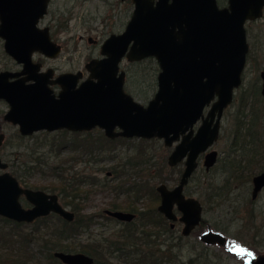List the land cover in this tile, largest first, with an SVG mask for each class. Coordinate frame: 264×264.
I'll list each match as a JSON object with an SVG mask.
<instances>
[{"label": "water", "instance_id": "1", "mask_svg": "<svg viewBox=\"0 0 264 264\" xmlns=\"http://www.w3.org/2000/svg\"><path fill=\"white\" fill-rule=\"evenodd\" d=\"M132 1L134 9L124 30L103 42L104 57L85 64L89 74L76 87L79 72L62 73L50 80L52 69L40 71L41 64L32 59L35 51L49 58L60 51L48 29L38 27L49 0H0L3 49L22 67L16 72H0V99L9 106L4 119L18 125L22 135L98 126L108 137H157L166 145L182 135L168 158L169 164H175L186 156L180 181L171 190L164 185L156 190L162 198L158 211L174 221L172 205L176 203L183 222L181 233L187 236L199 225L202 206L198 199L184 197L182 189L197 166L199 154L218 139L223 111L241 85L248 51L244 24L262 16L264 0H227L224 7L216 0ZM124 56L129 61L154 57L157 62V90L147 105L123 89L124 72L118 65ZM261 76L264 96V73ZM52 82L61 86L57 97L49 86ZM207 106L210 108L204 116ZM115 127L120 130L114 131ZM216 155L214 149L206 153V168ZM5 168L0 159V169ZM252 186L255 197L264 187V169L252 178ZM21 194L32 206L22 207ZM50 211L66 220L74 215L59 204L55 194L22 188L10 173H0V216L31 222ZM107 214L120 221L134 217L123 211ZM199 240L208 245L226 243L224 234L211 229L203 231ZM54 256L64 264L93 263L92 257L80 252L55 251ZM243 264H264V253H244Z\"/></svg>", "mask_w": 264, "mask_h": 264}, {"label": "rangeland", "instance_id": "2", "mask_svg": "<svg viewBox=\"0 0 264 264\" xmlns=\"http://www.w3.org/2000/svg\"><path fill=\"white\" fill-rule=\"evenodd\" d=\"M218 3L221 6L225 5L226 0H219ZM57 9L60 10V20L67 19L66 28L58 29L57 34H54V38L62 43L61 54L55 59H46L41 54H34L33 58L35 60H43L45 64L54 66L58 71H64L83 68L88 57L98 53V46L103 39L108 34L112 32L117 33L123 28L130 16L132 7L129 1L121 2V0H51L49 12L53 13ZM50 13L45 17L41 25L45 24L50 17ZM245 27L249 48L253 53L252 59L246 62L242 86L236 89L234 94L236 101H232L224 111L219 139L211 146L219 152L218 161L209 172H204L202 165H200L186 187L203 204L202 218L205 220L203 227L222 232L226 237V243L224 245L204 244L199 240L201 228L203 227H200V225L196 227L192 234L185 238V243L187 246L195 245L191 246V248H195L196 251L203 248V253H210L212 259L208 262L203 258H199L196 259L195 264H243L244 253L253 251L254 253H264V240L260 241L261 237H264V190L251 202L249 182L241 185L233 183L232 185L230 184V194L225 196L227 194L226 188L229 187L228 183L226 186V181L224 182V180L227 175L235 174V166H232L229 160H239V155L235 152L224 159V150L232 144L231 140L236 122L235 116L238 112V106L240 107L237 102L241 95L250 96L251 100L253 98L251 92L254 89H257L258 93L252 92L255 100L253 102L249 100V102L250 106L253 104L252 111H257L261 118V125L257 126L256 130L259 129L264 133V96L260 94L258 86L260 82L256 74L258 69H264V12L258 20L246 22ZM89 38H92L95 42H89ZM0 59H2V61L0 60V68L3 66V63L11 65V61L3 55L1 40ZM255 62H257L256 66L260 67L257 70ZM121 68L125 70L127 75L126 88L136 100L141 103L146 102L156 89L155 80L159 69L156 61L153 58H146L137 63H129L124 60L121 63ZM6 109L7 104L0 101V131L5 134L3 145L0 146V155L7 161L8 159L12 160L15 155V158H17V161L22 166L32 163L37 164L36 169L28 176L29 183L34 188L48 190L45 187L59 186L61 181H59L57 176L60 173L66 175L69 169L70 171L71 169H84L104 177L106 171L110 170V166L114 165L117 161H138L137 166L128 170L129 172L140 170L132 181L138 180V175L143 177L146 173H149L150 177L155 176L156 168H161V164L165 163L166 156L171 150V147L164 146L161 139L150 138L141 141L143 138L132 137L114 148L111 155L114 154L116 157L109 156L110 153L105 152L102 153L104 158L100 159V161L84 165V161L87 163L89 153H86L85 146H82L77 141V138H80V136L72 134L61 135L57 132L46 134L43 131H38L20 141L15 137L17 127L2 120L3 112ZM252 115H250L249 111L248 116L245 118L246 122L249 118L253 117ZM93 135L97 136V132L96 134L93 133L90 138ZM64 139L71 141V145L66 148H62L60 145V147L57 146L59 140L63 141ZM72 140L76 143L72 142ZM40 143L42 145L37 147ZM18 144L20 145L18 146ZM33 146H35L34 150L31 151L30 149ZM93 154L99 155L97 152H93ZM247 157L249 158V156ZM256 157L260 158V160L250 165L253 171H259L264 164V137L263 155ZM98 168L101 169L98 170ZM253 171L250 170L249 173ZM163 173L165 176L169 175L171 170L164 167ZM132 175L130 174V176ZM152 180L155 182L157 179L154 178ZM231 181L233 182L232 179ZM167 183L169 186L175 184L172 180H168ZM218 186H221L220 191L224 192L223 195L216 198L213 202L207 201V196L213 192L214 187ZM112 197L111 191L98 188L96 192L89 195L82 212L96 214V221L88 228L77 232L76 238L60 240V244L69 243L73 245L77 244L80 247L81 245L83 247H92L104 237H114L115 235H112V233L117 229V224L104 219L100 215L103 214V208L107 207V201ZM140 204L141 206L139 207L146 208L148 206L157 207L159 203L156 200L152 201V199L150 202L147 196L143 197V201ZM252 211L256 216L254 222L250 218ZM54 220H57V218L49 217L47 222L41 224L42 231L46 236L51 235V233L53 234L54 229L59 225L60 221L57 220L55 222ZM180 228L181 225L177 227L178 232ZM8 229L9 227H3L0 221V258L15 259L17 256L21 257L22 251L18 250V240L10 241L7 239ZM10 238L14 239V237ZM255 243H261V245H256ZM40 244V242L36 245L33 243L32 246H29L30 251L33 249L32 252L35 254V250H42ZM244 249L248 251L243 252L242 250ZM185 252V250L182 251L183 256ZM103 256L107 257V255ZM111 259L117 260L112 257ZM185 259L184 257L182 260Z\"/></svg>", "mask_w": 264, "mask_h": 264}, {"label": "flooded vegetation", "instance_id": "3", "mask_svg": "<svg viewBox=\"0 0 264 264\" xmlns=\"http://www.w3.org/2000/svg\"><path fill=\"white\" fill-rule=\"evenodd\" d=\"M127 1L130 2V5L132 7V10H131L130 16H129L128 20L126 21V23L124 24L123 28L119 32H117V33L112 32V33L108 34L103 39V41L99 44V46H98V53L97 54H93L90 57H88L87 61L83 65V68H81V69L78 68L76 70L58 71L54 66H50V65L45 64V62L43 60H39V59H36L35 60L33 58V55L34 54H41L42 57H44L46 59H55L56 57H58L61 54V51H62V43L59 42V41H57V39L54 38V34H57L58 29H65L66 28L67 19H64L63 21L60 20L61 19V15H60V10L59 9H57L53 13H50L49 12L50 4H51V0H49L48 5H47V11L44 14V16L39 19V21H38V27L39 28H47L48 29V33H49V36H50L51 41L54 42L56 45H58L60 47V51L53 58L46 57L42 53H40L38 51L33 52L32 59H33L34 62L41 64L40 71H46L47 69L51 68L53 72H52V76L50 77V80H54L55 78L58 77V75H60L62 73H68V72L78 73L79 72L80 73V76H79V79H78V81L76 83V87H78L79 84H81L84 81V79L89 74L88 71L85 68V64L88 61H90L91 59H100V58H103L104 55L101 54V46H102L103 42L110 35L121 33L124 30L127 22L130 20L131 15H132V12H133V9H134V4H133V1L132 0H121V2H127ZM216 1H217V4H218L219 7H224V6L227 5V0H226V4L225 5H222V6L218 3L219 0H216ZM49 13H50V17L48 18V20L45 22L44 25H41L42 22L44 21L45 17ZM262 15H263V13H262ZM256 20H258V18L253 19V20H246V22L256 21ZM244 27H245V24H244ZM245 33H246V41L248 43V51H247V54H246L245 65H244V68H243V71H242V80H241V85L240 86H242L243 74H244V69H245V66H246V62H247V60L250 61L252 59V54H253L251 52L252 50H250V48H249V42H248V36H247L246 27H245ZM0 40L2 41V47H3V40L2 39H0ZM89 42H93L94 43L95 40H93L92 38H89ZM130 46H131V43L129 44L127 50H129ZM3 55L5 56V58H7L9 61H11V65H8L7 63H3V66L0 68V72L1 71L16 72V71H20L21 70V68H22L21 67V64L20 63H17L10 55H8L4 51V49H3ZM146 58H153L155 60L154 57H146ZM146 58H143V59L138 60V61H129L124 56V57L121 58V60L119 62V65H118L119 71H123L124 72L123 89L133 99H135V98L132 96V94L130 93V91L126 88L127 75H126L125 70H123L121 68V63L124 60L127 61V62H129V63H137V62H140V61H142V60H144ZM0 60L2 61V59H0ZM256 65H257V62H255V67H256V70H257L260 67H257ZM158 72H159V69H158ZM158 72H157V74H158ZM262 73H264V69L263 68L258 69V71L256 73L257 76H258V80L260 82V85H258L259 86L260 94H261V87H262V76H261ZM157 74H156V80H155L156 81V89H155L154 93L152 94V96L146 102H144V103H141V102H139L138 100L135 99L136 101H138L139 103H141L143 105H147V103L149 102V100L152 99V97L154 96V94H155V92L157 90ZM49 86L53 90L55 96L57 97V94L61 90L60 84L59 83H53L52 82L51 84H49ZM233 99H234V97H233ZM0 101H2V102H4V103L7 104V102L4 99H0ZM8 108H9V106L7 104V109H6L5 112H3L2 120L4 122H8L11 125L17 127V132H16L15 137H17L19 139V137H18V135H19V136H21L23 138H26L28 136H31L33 133L38 132V131H35V132L31 133L30 135H22L19 132L18 125L12 124L11 122H9V121H7V120L4 119V115L8 111ZM209 108H210V106H207V107L204 108V110H203V115L204 116L206 115V113L209 110ZM225 109H224V111H225ZM224 111H223V114H224ZM222 117H223V115H222ZM221 120H222V118H221ZM200 123H201V120L199 119L197 121V123L193 127L194 133H195L196 129L198 128V126L200 125ZM220 128H221V124H220ZM119 130L120 129L118 127H115L114 128V131H119ZM40 131H43L44 133H49V131H47V130H40ZM98 131L101 132L103 134V136L105 138H107V140H102L100 137H98ZM51 132L62 133L64 135H66V134H72L74 136H80V138H77V141L80 142V144L82 146L88 145V146L92 147V148H88L87 150L85 149V152L86 153H89L88 154L89 158H87V163L84 161V165H87L90 162L100 161V159L104 158L102 152L99 151V148H95L96 145L97 146H100V144H105V142H107L109 140L111 142V144H110L111 145V148L108 151L110 153L109 154V156H110L111 153H112V151L114 150V148L117 145L123 144L124 142H126L128 140V138H132V137H126V136H121V135L114 136V137H108V136L105 135L104 130H102L98 126H95L93 128L87 129V130H71V129H68V128H61V129H55V130H53ZM96 132H97V136L93 135L92 138H90V136L93 133L96 134ZM0 135H1V137H0V146H2L3 145V141L5 140V134L0 131ZM219 135H220V132H219ZM81 136H82V139H81ZM137 138H140V137H137ZM153 138H157V137H153ZM181 138H182V135H180L179 139L173 141V143L171 145H166L164 143V140L163 139L158 138V139H161L162 140L164 146L171 147V150L169 151V153L166 156L165 163L161 164V168H158V167L156 168L157 171H156V175L155 176H151L150 177L149 176V173H146V175L144 174L145 176H143V177H141V175H138L137 176L138 177V180L132 181V179L134 178V176H136L139 173L140 170L139 171L138 170H135L134 172H132V171L129 172L128 170L131 169V168H133L134 166H137L136 165L137 162H138L137 160H135V161L134 160H128V161H125V162L117 161L114 165L110 166V170L106 171V174L104 175V177L98 176L96 173H91V172L86 171L84 169L83 170H74V169H71V171L69 169V170H67V174L66 175H64V173H62L61 174V176H62V183L61 184H62L64 190L69 191V190H72L73 189L74 192L77 193L76 203H75V204H77V208L76 209H73L70 205H68V203H66L64 200H62V198L58 195V193L56 191H51V189L49 187L48 188L45 187L48 190L40 189V188H36V187L35 188L34 187H31V185L29 183V177L21 178L20 176H16L15 174H12V172L10 171V163L13 164V165H15V166H17V167H19L21 170L26 169L27 167L28 168H31L32 167L31 164L30 165H27V166H22L21 163H19L17 161V158H15V155H14V158L12 160H9L8 159V161L5 160L0 155L1 161L6 163V168L5 169H2V170L0 169V173H2V172H8V173H10L17 180L19 186H21L22 188H29V189H32V190H38L39 189V190H42V191H44V192H46L48 194H55L57 196V201L59 202V204L64 209H66V210H68V211H70V212H72L74 214L72 220H66L65 218H63L62 216L58 215L57 213H55L53 211H50L47 215H44V216H41V217H37L34 220H32L31 222L22 221V222H18V223H24V224H28V225L37 224L38 226H41V224L44 223V222H42L44 220V218L47 217L46 219H48L49 217H55V218L56 217H59L60 219H63L64 221H66L68 223H73L74 221H77L78 220L79 222H77V223L80 225L79 232H81L82 230H84V229L88 228L89 226H91L96 221V218H97L96 214H94V213H83L82 210L85 208V204H86V201H87V197L89 195H91L92 193L96 192L97 188L98 189H107V190L111 191L112 194H113V197L110 200L107 201V204H106L107 207L106 208H103V214H100L104 219L109 220V221H111V220L108 219V218H112V219H114V220H116V221H118L120 223H126V222H132L135 218H137V215L138 214H137V212L134 211V208L136 207V209H138V210L139 209H141V210H144L145 209V208H141L139 206H141L140 203H142L143 197H147V196L149 197V195H148V192H149L148 185L149 184L154 188V193H155V196H154L155 199L153 198V194L151 195L152 198H153L152 200L153 201L156 200V196H157V201L159 203L158 204V206H159L161 204L162 198H161L160 192H158L156 190V188L159 185H164L168 190H171L172 188H174L179 183L180 178H181V175H182V173H183V171L185 170V167H186V164H185V162H186V156L183 157L178 162H176L175 164H169V162H168L169 156L171 155L172 151L175 149L176 145L181 141ZM144 139H146V138H143L141 141H143ZM218 139H219V136H218ZM74 140H72V142H75ZM60 144H61V147L62 148H66V147H69L71 145V141H69V140L66 141L64 139ZM77 145H78V143H77ZM211 146L208 149H206L204 152H201L199 154V156H198V158L196 160L197 161V166L193 170V172L191 173V175L188 177V180H187L186 184L183 186L182 194L184 195V197H186V198L187 197H193V198L198 199L197 197L193 196L187 190L186 187L189 185L190 181L192 180L195 172L197 171V169L199 168L200 165H202V167L204 169V172H209L214 167V165L216 164V162L218 161L219 152H218V150H216L215 148H212ZM231 146H233V145L231 144L227 149L224 150V153H225L224 159L229 156L230 150L233 149V147H231ZM213 149L216 150V152H217L216 160L214 161V163L212 165H210L208 168H206V166L204 165L205 155H206V153H208V151L213 150ZM93 152H97L99 155L98 156L97 155H94V154L92 155ZM248 152L249 151H247V153L245 154V156H239V160H234V159L233 160H229L230 163L232 164V166H237L238 167L235 170V176L238 179L237 180H233V182L231 180L228 181L229 188H226L227 189L226 193H227V195H229L230 192H231L230 184L232 185L233 183H238L239 185H241V184H244L246 182H249V186H250V198H251V202H253L252 200H255L258 197V195L264 190V187H262L257 192V194L255 195V197H253L252 196V190H253L252 178L255 175H257L260 172H262V170L264 169V164H263V167L259 171H253V168L250 165L251 164H255L256 161H255V159L252 158L253 156L252 157L250 156V154ZM103 153H105V151ZM107 155H105V156H107ZM111 156L112 157H116V156H114V154H112ZM247 156H249V158ZM164 167H166L168 170H171V173L169 175H166V176L164 175V173H163V168ZM100 169L101 168H98V170H100ZM250 170H252L253 172L249 173ZM224 171H226V170H224ZM93 172H96V171H93ZM130 174H133V175L130 176ZM154 178H156L158 181L156 180L154 182V180H152ZM247 179H249V181H245ZM168 180H172V182H174L175 184L173 186H169L168 183H167ZM137 183H140L139 185H140V189L142 190L141 192H135L136 193L135 194L133 192L127 191L128 188H131L132 189L133 185L134 184H137ZM133 189L134 190H137L138 188L137 187H134ZM150 198L151 197H149V200L151 202V199ZM198 200H199V202H200V204L202 206V211H203V204H202V202H201L200 199H198ZM19 202L21 203L22 207H24V208H28V207L32 206V204L29 201L26 200V198H25V196L23 194L20 195ZM107 211H123V212H129V213L134 214V217H133V219H131L129 221L128 220L127 221H120V220H117L116 218L108 215L107 214ZM172 211L174 212V214L176 216V219L174 221L167 219L162 212H160V211H158V212L160 214H162V216L164 217V219L167 222L168 227L171 230H173V229H176L177 230V227L179 225H181V228H180L179 233L182 235L181 229L183 227V222H181L179 220V217L181 216V212L177 209L176 203H173V205H172ZM12 221H14V220H12ZM203 221H204V219L202 218V212H201V221H200L199 225ZM15 222H17V221H15ZM88 223H89V226H87ZM194 229L187 236H185V235H182V236L183 237H188L189 235L192 234V232L194 231ZM174 235H175L174 238L175 237L176 238H179V236H177V234H174ZM97 242H99V241H97ZM97 244L98 243H96V245ZM81 248L82 249H88V248L89 249H93L95 247L94 246H92V247H90V246H84L83 247L81 245ZM64 252H67V251H64ZM76 252L84 253V254L92 257V259H93V256H91L90 254H88V253H86L84 251L76 250ZM69 253H75V251H69Z\"/></svg>", "mask_w": 264, "mask_h": 264}, {"label": "trees", "instance_id": "4", "mask_svg": "<svg viewBox=\"0 0 264 264\" xmlns=\"http://www.w3.org/2000/svg\"><path fill=\"white\" fill-rule=\"evenodd\" d=\"M253 93H258L257 89L252 90ZM253 98L250 100V96L241 95L239 98L240 107L238 106V112L235 122V127L232 136V145L233 149L230 150L229 155H232L234 152L239 156H245L247 151L250 156L255 159V161H259L260 158L256 156L263 155V137L264 133H262L259 129L256 130L257 126L261 125V118L257 111H252L253 104L250 106V101H254ZM235 100V97L233 99ZM250 111V115L253 117L249 118L246 122L245 118L248 116V112ZM250 123L248 124V122ZM248 124V126H246ZM252 126V127H250ZM47 134V133H46ZM62 134V133H60ZM64 135V134H63ZM20 141L25 138L19 136ZM98 137L102 140H107L103 136L101 132L98 131ZM62 140H59L57 146H61ZM111 142L108 140L105 144H100V146H95V148H99L100 152H108L111 148ZM20 144H18L19 146ZM42 143H40L37 147H40ZM59 146V147H60ZM34 147L30 149L34 150ZM92 148L88 145H85V149ZM37 158V157H35ZM31 168H26L21 170L19 167L10 163V171L12 174L16 176H20L21 178L28 177L32 171L36 169L37 166L35 164H31ZM37 165V164H36ZM238 167L235 166L236 170ZM60 184L59 186L53 185L49 186L51 191H56L58 195L64 200L68 205H70L73 209L77 208L76 197L77 193L74 190L66 191L62 186V176H57ZM237 180L238 178L234 173L231 175H227L226 186L228 181ZM249 181V179L245 180ZM140 183L134 184L132 189L128 188L129 192H141ZM137 187V190L133 188ZM229 187V183H228ZM149 192L148 195L151 197L150 199H155L154 188L149 184L148 185ZM221 186L214 187L213 192H211L207 196V201L213 202L216 198H219L223 195L224 192L220 191ZM136 194V193H135ZM153 194V198L152 195ZM227 196V194H225ZM153 201V200H152ZM157 201V196H156ZM219 205V204H218ZM134 211L137 212V218H135L132 222L120 223L112 218H108L111 221L117 224V229L112 233L113 236L109 238L104 237L101 241L95 245L93 249H82L77 244H60V240H68L72 238H76V233L79 232L80 225L79 222L74 221L73 223H68L59 217H56L59 220V225L54 229L53 234H46L42 231V227L37 224L28 225L24 223H18L7 218L0 216V221L2 222L3 227H9L7 230L8 240H18L19 248L18 250L22 251V256H17V258H0V264H64L58 258L54 256L55 251H76L81 250L84 251L91 256H93L92 264H195L196 259L203 258L205 261H211V254L206 252L203 253L202 249L196 251L195 248H191L190 245L187 246L185 243V238L183 237L176 229L171 230L162 214H160L157 210V207L148 206L144 210L134 208ZM255 214L253 211L251 212V221H255ZM47 218V217H46ZM44 218L42 222H47V219ZM57 220H54L55 222ZM205 220L200 224V227H203ZM46 226V225H45ZM89 226V223L87 224ZM218 227V226H216ZM29 228V229H26ZM215 228V226H214ZM221 228V227H219ZM257 228V227H256ZM44 229V227H43ZM210 228L203 227L201 228V233ZM216 231V230H214ZM220 232V231H219ZM200 233V234H201ZM222 233V232H221ZM174 234H177L179 238H174ZM223 234V233H222ZM55 240H54V238ZM10 237H14L11 239ZM52 237V238H51ZM163 237V238H162ZM264 237H261L260 241H263ZM41 243L42 250L29 249V246H32L33 243L36 245ZM256 245H261V243H255ZM18 247V246H17ZM78 248V249H77ZM252 249V248H251ZM185 250V255H182V251ZM243 252L248 250H242ZM254 252V251H253ZM103 255H107L104 257ZM20 257V258H19ZM112 258L117 259L116 261L112 260ZM185 260H182L183 258Z\"/></svg>", "mask_w": 264, "mask_h": 264}]
</instances>
